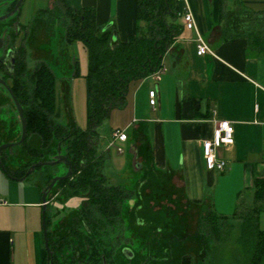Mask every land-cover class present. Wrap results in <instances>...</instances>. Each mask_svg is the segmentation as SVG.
<instances>
[{
	"label": "crops",
	"instance_id": "1",
	"mask_svg": "<svg viewBox=\"0 0 264 264\" xmlns=\"http://www.w3.org/2000/svg\"><path fill=\"white\" fill-rule=\"evenodd\" d=\"M186 1L197 30L184 29L165 58V71L160 79L149 75L131 83L126 106L111 113L112 118L116 114L111 129H124L127 139L114 143L130 149L134 156L132 163L135 164V158L141 164L138 168L147 166L148 150L153 168L178 175L187 201L234 219L243 210L248 212L259 204L254 179L264 174V56L251 52L246 39L223 38L224 29L217 27L219 0ZM62 3L73 10L95 8L97 23L114 25L122 40L134 31L137 0H62ZM40 10L39 7L36 17L43 11ZM180 20L183 23L182 16ZM20 24L26 25L22 21ZM24 29L21 28L15 49L21 44L28 53L30 47L23 42L27 32ZM198 33L212 53L197 54ZM67 83L60 78L58 89ZM150 90L156 91L154 106L150 104ZM216 119L230 120L235 127L234 143L219 148V155L227 161L223 171L208 169L202 152V141L213 137ZM30 175L22 180L11 177L0 165V200H6L0 202V264H47L43 178L37 175L29 179ZM69 196L55 195L46 204V213L53 202L66 203ZM79 208L65 212V207L62 210L52 207L53 227L50 229L47 224V228L54 239L68 230L69 221L80 213ZM263 218L264 205L259 213V226ZM118 257H112L115 264L122 262ZM134 258L125 257L130 260L128 263ZM260 264H264V253Z\"/></svg>",
	"mask_w": 264,
	"mask_h": 264
},
{
	"label": "trees",
	"instance_id": "2",
	"mask_svg": "<svg viewBox=\"0 0 264 264\" xmlns=\"http://www.w3.org/2000/svg\"><path fill=\"white\" fill-rule=\"evenodd\" d=\"M56 1L55 7L58 10L60 7L62 14L69 19L67 41L72 43L79 40L88 51L89 61L85 74L88 91L87 127H79L71 103L66 106V115L65 112L64 115L60 112L57 83L63 77H58L45 60L38 61L32 70H28L27 48L20 44L17 49L14 48L15 61L6 79L24 107L27 136L18 145L21 158L17 161L16 168H12V163L8 162L9 158L13 159V155L6 150L1 152L0 160L9 176L22 177L30 165L51 159L57 153L58 146H61L70 161L72 173L68 178L57 182L47 201L52 200L55 195H78L81 205L80 213L72 217L69 229L64 235L53 239L48 231L53 262L61 264L60 253L67 250L65 248L76 246L82 251V257H73L77 264H115L112 258L114 243H122L125 236V208L129 200L141 196H137V187L133 189L124 184L108 182L103 172L107 157L105 151L99 149L98 127L110 117L114 109L126 106L132 82L142 80L165 67L166 56L185 29L180 20L185 5L179 0H137L134 31L126 40H122L114 25L104 29L105 25L100 26L97 23L95 8L73 10L65 6L62 8V0ZM224 1L219 0V21L226 14L231 15L232 21L224 28L223 38L246 39L251 52L264 56V8L259 11L245 10L243 1L244 5L238 6L235 11L225 12ZM18 26L27 29L26 25L19 23ZM19 32L18 35L22 30ZM18 35L10 31L14 45ZM78 70L79 63L75 60L74 74ZM18 130L20 138L19 126ZM3 135L0 143L13 142L5 140V134ZM146 153L147 172L162 173L153 168L150 155L148 157L150 152L146 150ZM43 167H37L32 172L41 171L42 193L54 175L49 169L53 166H45V170H42ZM254 185L256 201L259 204L241 217L243 240L247 246L246 264H260L264 253V229L259 226V213L264 205V174L255 177ZM211 214L214 222L219 218L228 219ZM45 215L48 224L50 219L47 213ZM214 227L213 231L218 233L215 225ZM213 252V257H218L216 251ZM187 257L183 256L182 264L184 260L188 262ZM214 259L217 263L218 258ZM221 260L223 262L222 258Z\"/></svg>",
	"mask_w": 264,
	"mask_h": 264
},
{
	"label": "rangeland",
	"instance_id": "3",
	"mask_svg": "<svg viewBox=\"0 0 264 264\" xmlns=\"http://www.w3.org/2000/svg\"><path fill=\"white\" fill-rule=\"evenodd\" d=\"M243 1L245 10L259 11L264 8V0H256L253 3H248L247 0H225L224 11H235L238 6H232L231 3L239 2L238 5L243 6ZM56 3V0H24L16 14L9 17L7 22L10 24L16 18L19 23L22 21L26 24L27 32L23 42H27L30 47L26 56L27 69L32 70L38 61L45 60L58 77H63L68 82V87L62 85L61 90L58 89L60 112L64 115L68 109L66 106L71 103L77 124L80 128H86L88 91L85 74L89 61L88 51L79 40L72 43L67 41L69 19L62 14L60 7L59 10L55 7ZM39 7L43 11L40 10L42 12L36 17ZM7 9L8 7H4L2 10ZM231 21V15L226 14L217 27L223 30ZM21 28L25 30L23 26ZM75 60L79 63L77 74H74ZM115 117L116 114L113 118L110 115L98 127L99 149H103L107 157L103 172L108 182L124 184L133 189L137 187V196H141L129 200L125 208V234L128 235L129 242L123 241L121 249H117L120 256L118 258L122 259L118 264H182L184 255L188 256V262L184 260V264H213L216 263L214 258H218L216 264H246L247 246L241 228V217L246 211L240 212L237 218H219L214 222L213 214L206 207L190 203L184 198L178 175L149 174L135 167L130 149L124 146L123 152H119L114 143L111 128L115 124ZM18 126L20 128L21 124L17 110L7 91L0 85V139L1 135L5 134V140L16 141L19 138ZM5 150L13 155L11 160L8 156V162L17 164L21 158L20 146L13 145ZM45 169L44 166L42 170ZM49 169L54 175H64L67 172L65 163H59ZM40 172L36 170L29 179L40 175ZM60 202H53L47 211L50 229L53 227L52 207L55 210L65 207V212H69L81 205V198L72 195L67 198L66 203ZM263 222L264 218L261 221V229L264 228ZM214 225L218 233L213 231ZM66 232H61V236ZM123 246L133 250L134 261L128 263L130 260L125 259ZM65 249L67 250L60 253L61 264H77L73 257H82V251L76 246ZM213 251H216L218 257H211Z\"/></svg>",
	"mask_w": 264,
	"mask_h": 264
},
{
	"label": "water",
	"instance_id": "4",
	"mask_svg": "<svg viewBox=\"0 0 264 264\" xmlns=\"http://www.w3.org/2000/svg\"><path fill=\"white\" fill-rule=\"evenodd\" d=\"M24 0H18L16 5L13 7V9L10 10V7L12 5V3L14 2L13 0H6L3 3H0V22H2L4 25L3 31L2 33H0V60L3 61H8L11 65H13L15 59H14V41H11V37H10V30L9 27L10 25L7 22V19L9 17H11L15 12H17L20 8V6L22 5ZM4 7H8L7 11L6 10H2ZM9 10V11H8ZM6 21V22H4ZM110 24H107L104 29H106L107 27H109ZM114 36H116V34H114ZM0 85L8 92L9 96L11 97L16 110L18 112V117L20 120V129H21V136L19 138V140L17 141H13V142H4L2 141L0 143V156H1V152L13 145H21V143L25 140L26 136H27V123H26V118L24 115V107L23 105L19 102L17 96L14 94L13 89L11 88L10 84L2 77L0 76ZM131 152V151H130ZM132 153V152H131ZM61 162H66L68 163V171L66 174L61 175V174H57L54 175L52 177V180L50 181V183L48 185H46V187L43 190V194H42V200H43V232H44V240H45V247L47 249V264H54L53 262V251L50 247L49 244V238H48V228H47V223H46V202H47V198L48 196L51 194V192L53 191L54 187L56 186L57 182L61 179H66L68 178L71 173H72V169H71V164L69 159L63 155L61 153V149L59 147L58 149V153H56L55 155H53V157L49 160H44V161H38L32 165L29 166V168L27 169V172L20 177V179H25L26 177H28V175H30L37 167L40 166H55ZM135 164V166L138 168L139 166H141V164L136 161V159L134 158L133 161ZM0 165L1 164V160H0ZM3 167V166H2ZM123 254L125 255V257H127L128 259H131L132 257H134V252L129 248V247H124L122 249Z\"/></svg>",
	"mask_w": 264,
	"mask_h": 264
},
{
	"label": "built area",
	"instance_id": "5",
	"mask_svg": "<svg viewBox=\"0 0 264 264\" xmlns=\"http://www.w3.org/2000/svg\"><path fill=\"white\" fill-rule=\"evenodd\" d=\"M184 2V12L182 15V21L185 26V29H195L197 30L196 20L194 14L190 10L189 5L186 0H179ZM213 51L208 46L207 42L203 37L198 33L197 37V54L204 55L207 53H212ZM165 71V67L160 68L159 70L152 73V76L155 79H160L162 72ZM150 104L156 105V91L150 90ZM215 129L214 134L211 139H204L202 141V152L206 160V165L210 170L223 171L226 167L227 161L225 158L219 155V148L221 146L232 145L235 141V127L234 124L227 119L214 120ZM113 140L125 141L127 139V133L122 128H114L112 131ZM119 152H123L122 147H117ZM2 203H6V200H0ZM50 202L47 201L46 204Z\"/></svg>",
	"mask_w": 264,
	"mask_h": 264
},
{
	"label": "flooded vegetation",
	"instance_id": "6",
	"mask_svg": "<svg viewBox=\"0 0 264 264\" xmlns=\"http://www.w3.org/2000/svg\"><path fill=\"white\" fill-rule=\"evenodd\" d=\"M6 0H0V3H3V2H5ZM14 2L12 3V5L11 6H9L10 7V10L11 9H13V7L16 5V3H17V1L18 0H13ZM14 5V6H13ZM9 11V10H8ZM16 14V12L13 14V15H15ZM12 15V16H13ZM4 22H6V21H4ZM18 24H19V22L16 20V18H14L13 19V21L9 24L10 25V27H9V30H12L14 33H16V35H18L20 32V30H21V26H18ZM4 25L5 24H3L2 22H0V33H2V31H3V28L2 27H4ZM17 37H19V35L17 36ZM14 51H15V49H14ZM10 67H11V64L6 60V61H1L0 60V76H2L6 81H7V76H8V72L10 71ZM8 82V81H7ZM3 88V87H2ZM4 89V88H3ZM5 90V89H4ZM21 136V135H20ZM59 147H60V149H61V153L63 154V155H65L64 153H63V151H62V147L61 146H58V149H59ZM58 149H57V153H58ZM66 156V155H65ZM53 157V156H52ZM67 157V156H66ZM61 163H65L66 164V168H67V171H68V163H66V162H61ZM56 166V165H55ZM40 167H43V166H40ZM139 169H143V171L146 173L147 171H148V167L147 166H144V167H141V168H139ZM143 172V173H144ZM67 173V172H66ZM65 173V174H66ZM54 176V175H53ZM59 237H55V239H58ZM54 239V238H53ZM124 241H126V242H129V240H128V235L127 234H125V236H124ZM115 242V241H114ZM125 242V243H126ZM120 246H121V243H114V250H113V255H112V257H118L119 255H118V252H117V249L118 248H120ZM124 247H128V246H123L122 247V249L124 248ZM130 248V247H129ZM121 249V248H120ZM131 249V248H130ZM132 250V249H131ZM133 251V250H132ZM122 253H123V251H122ZM84 257H86V256H84Z\"/></svg>",
	"mask_w": 264,
	"mask_h": 264
}]
</instances>
